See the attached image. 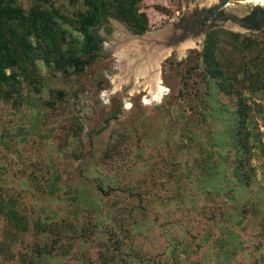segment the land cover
Returning <instances> with one entry per match:
<instances>
[{"label": "rangeland", "instance_id": "rangeland-1", "mask_svg": "<svg viewBox=\"0 0 264 264\" xmlns=\"http://www.w3.org/2000/svg\"><path fill=\"white\" fill-rule=\"evenodd\" d=\"M5 2L50 12L61 49L80 45L82 0ZM220 2L135 0L129 19L146 31L107 17L83 71L58 67L57 49L8 69L0 264H264V28L200 27ZM153 55L159 97L155 71H138Z\"/></svg>", "mask_w": 264, "mask_h": 264}, {"label": "trees", "instance_id": "trees-1", "mask_svg": "<svg viewBox=\"0 0 264 264\" xmlns=\"http://www.w3.org/2000/svg\"><path fill=\"white\" fill-rule=\"evenodd\" d=\"M7 1V0H6ZM75 1V0H71ZM86 8L84 12L76 13L75 23L82 37L80 45L70 44L69 48L62 50V44L66 38L65 33L54 28L57 24L50 12L41 9H33L26 16L19 8L12 7L9 2L0 0V85H10L17 81L13 72L20 61L39 56L37 51L42 49L43 56L38 58L47 62V54H52L55 49L59 52L56 60L58 67L67 63L76 71H83L99 57L97 51L102 43L98 34L99 26L106 22L107 17H113L125 23L133 34L141 35L146 31L145 22L129 19V8L132 9L135 0H82ZM63 21L66 18L60 17ZM34 35L36 39L43 41L35 46L29 39ZM56 37H59L58 39ZM39 52V51H38ZM49 61V60H48Z\"/></svg>", "mask_w": 264, "mask_h": 264}, {"label": "flooded vegetation", "instance_id": "flooded-vegetation-1", "mask_svg": "<svg viewBox=\"0 0 264 264\" xmlns=\"http://www.w3.org/2000/svg\"><path fill=\"white\" fill-rule=\"evenodd\" d=\"M223 0L219 4L222 3ZM245 2L251 3L254 8L251 9L248 14L242 18V19H236L234 16L224 13L223 8L215 11V8L219 5H216L212 10L210 14H207L206 11L203 10V13L205 16H197L196 20L199 22L200 27L203 25L204 18L208 21H213L215 19H223V18H231L235 22H237L241 27L247 28L251 31H259L264 28V9L260 8L258 3H256L253 0H247ZM202 13V11H201ZM210 15V16H209ZM197 26V24H196ZM197 28H199L197 26ZM193 29V28H192ZM182 33V32H180ZM183 35V34H182Z\"/></svg>", "mask_w": 264, "mask_h": 264}, {"label": "bare ground", "instance_id": "bare-ground-1", "mask_svg": "<svg viewBox=\"0 0 264 264\" xmlns=\"http://www.w3.org/2000/svg\"><path fill=\"white\" fill-rule=\"evenodd\" d=\"M237 1V0H236ZM245 1L247 0H239V3H244ZM259 4H261L262 6H264V0H253ZM154 54V53H153ZM124 55V52L121 50L119 52V56H123ZM132 56V55H131ZM160 55H153V57H149V61L147 62V64H143L142 66L139 67V72L141 74H145L147 73L148 71H146V69H153L154 72V76L152 77V81H151V85H152V93H153V96L156 95V97H159L161 95V92H162V88L156 83L157 81V74H156V65H157V61H158V58H159ZM134 57V56H133ZM133 60V59H132ZM132 60L130 59V64L132 62ZM132 66V65H131ZM158 68V66H157ZM152 99V98H151ZM159 99V98H158Z\"/></svg>", "mask_w": 264, "mask_h": 264}, {"label": "water", "instance_id": "water-1", "mask_svg": "<svg viewBox=\"0 0 264 264\" xmlns=\"http://www.w3.org/2000/svg\"><path fill=\"white\" fill-rule=\"evenodd\" d=\"M229 1H231V0H223L222 3L219 4V5L215 8V11H217V10H219V9H221V8H223V7H225V6L229 3Z\"/></svg>", "mask_w": 264, "mask_h": 264}]
</instances>
